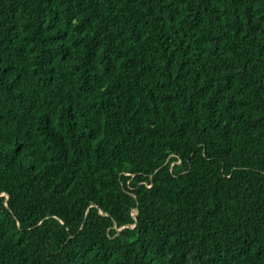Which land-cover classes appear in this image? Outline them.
Wrapping results in <instances>:
<instances>
[{
	"label": "trees",
	"instance_id": "16d2710c",
	"mask_svg": "<svg viewBox=\"0 0 264 264\" xmlns=\"http://www.w3.org/2000/svg\"><path fill=\"white\" fill-rule=\"evenodd\" d=\"M0 264H264V0H0Z\"/></svg>",
	"mask_w": 264,
	"mask_h": 264
}]
</instances>
